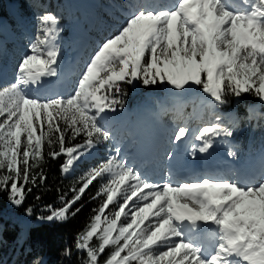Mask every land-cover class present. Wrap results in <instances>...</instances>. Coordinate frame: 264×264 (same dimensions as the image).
<instances>
[{"label":"snow or ice","instance_id":"6c2138e0","mask_svg":"<svg viewBox=\"0 0 264 264\" xmlns=\"http://www.w3.org/2000/svg\"><path fill=\"white\" fill-rule=\"evenodd\" d=\"M135 8L87 57L67 96L31 94L45 78L58 76L57 20L51 13L39 18L36 40L18 62L14 81L0 85V192L11 204L20 207L26 193L47 180L45 144L49 158L65 157L61 172L68 174L113 140L104 121L123 109V84L164 85L177 93L195 87L210 105L224 104L228 94L264 102V0H172L169 6L138 0ZM219 120L197 129L193 156L232 135ZM189 131L178 125L169 143L182 145ZM69 135L82 143L67 145ZM165 155L171 160L175 152ZM106 174L108 181L90 197L103 199L75 238L83 264H101L109 246L114 250L103 264H264V167L247 178L174 182L168 174L158 182L113 145L59 197V207L47 205L48 214L37 219L75 216L81 210L75 205ZM205 226H214L211 251ZM72 254L71 248L63 251ZM33 264L43 261L35 257Z\"/></svg>","mask_w":264,"mask_h":264},{"label":"rangeland","instance_id":"374dc122","mask_svg":"<svg viewBox=\"0 0 264 264\" xmlns=\"http://www.w3.org/2000/svg\"><path fill=\"white\" fill-rule=\"evenodd\" d=\"M131 1L132 3L135 2V0H118L119 6L115 8L113 14L110 16L112 22L109 24V31L112 28L116 31L117 28L124 23L126 17L136 10L131 7ZM149 1L150 0H148V2ZM237 1L238 3L240 2L239 0ZM61 2L62 5L68 9L67 16L65 17L59 13L61 8H56L53 3L50 7L44 5V10H33V8L31 9V1L26 3L25 9L28 11V14H23L20 18L13 17V24H10L7 17L3 15L6 21L0 26V38L8 39L11 41V44L9 45L8 61H6V57L1 54L0 50V85L14 81L18 62L25 54H28L30 43L36 40L39 18L44 14L51 13L56 17L57 27L59 29L55 39V44L59 48L58 76L45 78L42 86L38 89H32L31 94L43 98L45 96L55 95L67 96L70 93L84 61L92 54L94 48L101 41L112 34L106 33L99 37H95L89 30L84 28V15L76 11L78 7L82 12L86 6L95 9L97 4L100 5L98 0H61ZM171 3L172 0H167V2H162L160 6H169ZM16 5L17 1L15 0L8 1L5 4L9 12L12 11ZM55 11H58V13H55ZM98 14H103V12H96L94 18H96ZM100 21L102 22L104 20L100 19ZM140 89H143V91L135 96V99L139 100L138 102L133 103L132 100L129 101L125 97H122L124 100L123 109L107 113L104 123L112 131L113 140L106 146L102 145L97 147V149L99 147L104 148L102 159H105L113 145H118L122 148V156L134 167L133 164L135 163L129 161V154L135 153L138 140H141V134L137 136L135 128H140V126L143 125V120L149 119L153 122L148 121L146 123L147 129L149 130L150 126L154 124L160 132V137L167 139V144L160 158V162L164 164V169L162 170V175L158 176L155 180L160 182L169 174L171 165L177 163L181 154L188 159L189 162L195 156H197L196 158L201 157L199 154L195 156L192 155L190 150L191 144L199 143L194 139L197 129L206 123L217 122L216 118L213 117L214 115L220 117L219 123L221 126L228 128L232 132V135L229 137L221 136L216 138L213 147L206 153L207 157L213 155L216 157V160L231 165V177H235V179L239 177L242 167H246L247 169L248 166H250L249 168H251V170H258L257 167L261 162H263L262 165H264V102L260 101L255 96L247 94L249 98L253 97L257 101L255 103H250L244 108V116L240 123H234V111L232 108L228 107L227 104L212 103L210 105V98L207 94L198 91L195 87L188 89L187 92L180 93L164 85L150 87L141 85ZM191 92L194 93L188 97ZM210 113L213 115H210ZM178 125L187 126L190 131L187 139L182 145L174 146L169 143V137ZM127 136L135 137V142H133L132 145L127 143ZM109 146L111 148H109ZM97 149L82 158L74 165L73 169L82 161L89 160L94 154H102ZM178 150L180 151V155H177ZM229 150H231L234 155L229 156ZM169 151L175 152V156L171 160L165 155ZM259 159L261 161L253 165ZM208 160L213 161L215 159L211 156L207 161ZM137 170L146 175L144 169L140 168ZM183 170L180 173H182ZM259 171L260 170L255 171V173L247 171L246 177L257 174ZM109 178L110 177L106 174L101 178V184L106 183ZM213 232L214 226H206V239H208V241L205 247L208 251H211V247L214 244ZM110 248L112 251L114 250L112 246H110Z\"/></svg>","mask_w":264,"mask_h":264},{"label":"trees","instance_id":"16d2710c","mask_svg":"<svg viewBox=\"0 0 264 264\" xmlns=\"http://www.w3.org/2000/svg\"><path fill=\"white\" fill-rule=\"evenodd\" d=\"M8 1L14 0H0V15L6 16L10 24H13V17L20 18L21 15L28 14L25 9L28 1H31V9L33 8V10H44V5L50 7L53 3L56 8H61L59 13L62 16H67L68 12V9L62 5L61 0H15L17 5L9 12L5 6ZM98 3L100 5L97 4L95 9L86 6L82 12L78 7L76 8V11L82 13L85 17L84 28L89 30L95 37L106 33H115L114 28L109 31V24L112 22L110 16L115 8L119 6L118 0H98ZM98 11H102L103 14H98L94 18L95 13ZM55 13H58V11H55ZM100 19L104 21L101 22ZM10 44L11 41L8 39L0 38L1 54L6 57V61L9 58ZM140 87L141 84L138 82L133 85L123 84L122 88L125 93L123 97L129 101L132 100L133 103L138 102L139 100H136L135 96L143 91ZM256 101L253 97L249 98L247 94H242L240 97L228 94L225 96L224 104L233 109V122L240 123L244 116V108ZM73 143H82V139L78 137L73 141L69 135L66 144L71 145ZM109 148L111 147L109 146ZM56 150H58V146ZM97 150L102 154H94L89 160H84L78 164L70 174L64 175L61 172V164L64 162L65 157L49 158L47 156V145L45 144L42 169L47 180L43 184L37 183V186L32 188L31 192H27L25 201L20 207H16L9 202L7 192H0V264H33L35 257H39L43 264H83L86 256L84 253L76 251L74 247L75 238L90 221V217L94 214L92 210L98 207L103 199L102 197L97 200L90 199L100 187L101 178L94 182L88 194L75 205L76 208L81 209L75 216L70 215L63 222L55 220L49 222L37 219V217L48 214L46 211L47 205L59 207V197L68 192L76 179L83 175L87 169L103 160L104 148L99 147ZM28 187H32V185L29 184ZM26 208H32L31 216L25 214ZM98 243L99 241L96 238L91 242L92 246H97ZM65 248H71L73 254L67 257L64 256L63 251ZM111 251L109 246L105 254L100 257L101 264Z\"/></svg>","mask_w":264,"mask_h":264},{"label":"bare ground","instance_id":"6f19581e","mask_svg":"<svg viewBox=\"0 0 264 264\" xmlns=\"http://www.w3.org/2000/svg\"><path fill=\"white\" fill-rule=\"evenodd\" d=\"M162 2H167V0H150L149 1V3H152L154 5H157L160 3L157 6H160L162 4ZM137 3H138V0H135V2H133V3L131 1L130 5H131V7H133V9H136L135 6ZM237 3H238V1H237ZM148 121L153 122V121H150L149 119H145V120H143V125L140 126V128H135V132L137 133V136L139 134H141V140H138V146L136 148L135 153L129 154V157H130L129 161L132 163H135V164H133L134 168L144 169V172L146 173L147 177H149L152 180H156L158 176L162 175V170L164 169V164L162 162H160V158H161L162 151L167 144V139L160 137V135H159L160 132L158 131V128H156L157 126H155L154 124H152L150 126V129L148 130L146 127V123ZM157 136H158V138H157ZM134 138L135 137L127 136L126 137V139L128 141L127 143L129 145L130 144L132 145V143L135 142ZM150 139H151V142H150ZM136 141H137V139H136ZM134 144H136V143H134ZM212 154H213V152H212ZM152 155H154L153 158H152ZM177 155H180L179 150H178ZM211 156L214 157L215 160H213V161L208 160L207 161V159H205L204 161H207V164H209V162H210L209 166L214 168V169L216 167H218V169L214 170L212 173L209 172L212 176H214V179L215 178L216 179H231V178L235 179V177H231V175H232L231 165L222 163L220 160L219 161L216 160L215 156H213V155H211ZM196 157L197 156L193 157V159L189 162L188 159H186L181 154L179 156V160L177 161V163L174 165H171V171L169 172V174H170L172 180L178 181L179 179H181V178H178L176 176V174L180 173L183 169L184 170L185 169L191 170V168H194L195 167L194 165L196 162V160H195ZM210 157H208V159ZM186 161H188V162H186ZM259 161H261V160L259 159L253 165L257 164ZM262 164H263V162H261V164L258 165V167H257L258 170H261V168L264 167V165H262ZM197 166L201 170L199 175L206 176L209 174L207 172V169L204 168L203 161H201V160L197 161ZM249 167L250 166H248L247 169H246V167H242V171H241L238 178H247L246 177L247 171H250V172L252 171V173H255V171H258V170H253V169L251 170V168H249ZM174 170H176V173H174ZM199 175L198 174L197 175L192 174V176H190L188 178V181H195L192 179L199 177ZM207 241H208V239H205V245L207 244Z\"/></svg>","mask_w":264,"mask_h":264},{"label":"water","instance_id":"95a60500","mask_svg":"<svg viewBox=\"0 0 264 264\" xmlns=\"http://www.w3.org/2000/svg\"><path fill=\"white\" fill-rule=\"evenodd\" d=\"M6 21L3 15H0V26ZM194 92H191L188 97H190ZM208 227V226H207Z\"/></svg>","mask_w":264,"mask_h":264}]
</instances>
